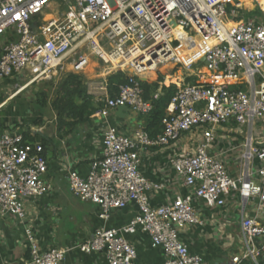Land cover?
Instances as JSON below:
<instances>
[{"label": "built area", "instance_id": "obj_1", "mask_svg": "<svg viewBox=\"0 0 264 264\" xmlns=\"http://www.w3.org/2000/svg\"><path fill=\"white\" fill-rule=\"evenodd\" d=\"M51 9L55 15L46 20L45 11ZM241 10L238 0H0V82L12 73L28 78L14 94L37 82L82 73L93 58L107 74L127 75L112 97L105 82L93 88L103 103L93 116L105 118L111 110L126 107L146 117L153 105L144 99L139 78L172 67L165 78L175 92L160 132L150 136L140 128L124 136L107 126L101 156L90 163L88 173L81 177L68 171L70 193L96 205L100 220H108L112 211L136 208L127 225L96 228L75 250L101 254L107 264H136V248L125 236L139 229L151 248L161 249L162 264H205L201 255L189 251L180 232L201 225L195 201L221 209L236 195L243 249L229 264H264V224L244 213L250 200L258 212L264 211V23L240 18ZM176 29L186 35L185 45L194 53H184ZM199 66L205 75H195ZM176 67L184 70L185 79L173 77ZM193 76L199 81L186 82ZM229 124L243 135L242 144L226 143L224 151H212L224 141L218 129ZM26 132L36 135L0 125V219L24 224L28 264H62L68 250H41L25 223L26 202L52 191L43 147L26 142ZM182 139L190 151H180L169 164L187 193L153 206L150 194L161 185L141 173V154ZM235 151L241 168L233 177L225 155Z\"/></svg>", "mask_w": 264, "mask_h": 264}, {"label": "crops", "instance_id": "obj_2", "mask_svg": "<svg viewBox=\"0 0 264 264\" xmlns=\"http://www.w3.org/2000/svg\"><path fill=\"white\" fill-rule=\"evenodd\" d=\"M246 1L238 0L241 3V11L256 12L257 14L254 15L256 17L249 19L264 23V11L261 10L257 0H251V7L245 5ZM91 63L92 61L87 69ZM96 64L92 68L93 74L97 67L102 68L103 74H100L97 82L90 80L85 82V86L87 94L93 98L94 103H99L98 100L102 95L93 88L100 86L103 82L106 83V78L110 74L104 71L100 63ZM145 78L148 84L155 83L148 77ZM162 87L168 86L165 82H158V88L152 98H157L161 94ZM4 104L1 106L3 107ZM51 114L49 119L41 117L42 122L37 124V127H21L35 132V142L42 145L43 141L44 157L48 164L46 179L52 185V191L47 196L26 202L25 223L32 227L37 246L41 250L45 251L49 248L68 250L62 264H107L103 255L81 254L74 249L75 246L90 238L96 228H121L127 225L135 214L136 208L128 206L123 210L112 211L108 220H100L99 208L96 205L81 202L72 196L67 174L70 170H74L81 177L88 173L90 163L101 156L102 136L107 126L114 127L121 135L132 136L137 129H145L146 117L139 116L130 109L122 114H118L117 110H111L105 118L92 115L87 122L78 126L71 134L59 135L52 110ZM37 117V119L40 118V116ZM7 126V124H2L4 129ZM237 130L235 124L219 128L218 137L224 141L214 145L212 151H224L226 143H230L231 146H240L243 142V135H239ZM190 149L188 142L182 139L172 146L154 147L141 154V173L149 181L161 185L159 191H153L150 194L151 205H163L174 197L187 193L181 178L170 167L169 160L180 151L185 152ZM238 157V151L227 152L225 155V162L233 177L238 175L241 168ZM194 206L201 225L183 229L180 232L182 242L188 246L190 252L201 255L205 264H229L231 257L239 254L243 249L239 233L240 203L238 197L232 195L227 198L225 206L221 209L208 208L202 201H195ZM49 213H51L50 217L55 220H59L65 213L64 227L68 229L61 233L58 232V221L50 220ZM244 213L260 224H264V211L258 212L252 200L246 205ZM23 229L24 224L15 219H0V264H28L30 256ZM229 229L235 232L234 235L232 231L229 232ZM125 237L136 248V264H162L161 249L151 248L148 236L141 230L137 229Z\"/></svg>", "mask_w": 264, "mask_h": 264}, {"label": "trees", "instance_id": "obj_3", "mask_svg": "<svg viewBox=\"0 0 264 264\" xmlns=\"http://www.w3.org/2000/svg\"><path fill=\"white\" fill-rule=\"evenodd\" d=\"M243 1V0H240ZM260 8L264 11V0H257ZM246 6L252 5L251 0L245 2ZM177 38L183 40L185 44L186 35L180 30H175ZM194 45L196 43L194 42ZM185 54H188L187 46L182 48ZM195 49H191L193 51ZM190 79V78H189ZM127 75L123 72L117 71L111 73L106 78V84L109 95L112 97L116 94L118 86L125 84ZM162 81V77L155 83H142L141 86L144 91V99L150 100L153 105L152 112L146 116L145 130L150 136H155L161 130V120L165 116L166 109L171 97L175 92V87L170 85L161 88V94L157 98H152V95L158 88V82ZM51 85V84H48ZM36 103L40 108H44L48 101L47 90H42L36 93ZM51 110L55 115V122L57 132L59 135L71 134L78 126L87 122V120L99 110L103 104L101 102L94 103L93 98L87 94L85 83L82 81L80 75L68 74L59 84L55 90V97L51 102ZM39 121V120H38ZM1 125V124H0ZM2 126V125H1ZM35 136H29V133H24L26 142L33 143ZM42 147H43V141ZM241 264H251L249 260L243 261Z\"/></svg>", "mask_w": 264, "mask_h": 264}, {"label": "rangeland", "instance_id": "obj_4", "mask_svg": "<svg viewBox=\"0 0 264 264\" xmlns=\"http://www.w3.org/2000/svg\"><path fill=\"white\" fill-rule=\"evenodd\" d=\"M54 7V6H53ZM65 8H60V11H64ZM55 9L46 10L45 11V17L47 19H51L52 16L55 15ZM240 18L243 19H249L254 18L257 13H246L244 11H240ZM183 47L185 48L186 45L183 43ZM182 47V48H183ZM188 55L195 52L188 51ZM92 63L89 66L88 69H86L84 72L79 73V75L82 78V81L89 82L90 80H95L97 82L100 78V74H103L102 68L97 67L95 73L93 74L92 68L95 67L99 63L95 59H91ZM68 62V61H67ZM96 64V65H95ZM202 65V64H201ZM165 67V68H164ZM200 68H197L195 75H205V69L199 66ZM171 66H162L158 69L157 72L146 74L145 77H148L149 80L152 82H157L162 77V83L165 82V84H169V80H166L165 75L168 73V71L171 69ZM264 71V69H263ZM173 74L175 78H184L187 75L184 70L180 67H176L173 70ZM68 74L59 76L55 80L51 81H43V82H37L32 84L29 87H26L21 93L18 95L13 96V94L22 87L25 82L28 80L27 77H22L21 74H15L12 73L11 77L8 79H4L0 82V106L3 105V107H0V124H7L8 126L14 125L16 127H37V124L42 122V118L49 119L51 114V102L53 101L55 97V90H57L60 82L67 76ZM94 77V79H92ZM201 77V76H200ZM175 78H170L175 79ZM199 81V78L197 77H190V79H186V82L193 84L194 82ZM51 84V85H48ZM89 84V83H88ZM170 86V85H169ZM42 90H47L48 92V101L47 105L44 108H40L39 105L36 103V93ZM11 98V100H9ZM9 100V101H8ZM7 102V103H6ZM40 116L39 119H37ZM42 117V118H41ZM39 120V121H38ZM48 147V145L46 144ZM49 219L53 222L58 221V232H62L67 230L66 227H64V216L65 213H63V217H61L59 220H55L50 217L51 213L48 214ZM49 224V223H48ZM232 230L229 229V232ZM233 235H234V231ZM237 242V238H235Z\"/></svg>", "mask_w": 264, "mask_h": 264}, {"label": "water", "instance_id": "obj_5", "mask_svg": "<svg viewBox=\"0 0 264 264\" xmlns=\"http://www.w3.org/2000/svg\"><path fill=\"white\" fill-rule=\"evenodd\" d=\"M140 79V81L142 82V83H144V82H146L147 81V79L145 78V77H140L139 78ZM125 112H127V108L126 107H121V108H118L117 109V113L118 114H122V113H125Z\"/></svg>", "mask_w": 264, "mask_h": 264}, {"label": "bare ground", "instance_id": "obj_6", "mask_svg": "<svg viewBox=\"0 0 264 264\" xmlns=\"http://www.w3.org/2000/svg\"><path fill=\"white\" fill-rule=\"evenodd\" d=\"M45 19H46V17H45ZM47 20H48V19H47ZM194 41H196V42H197V41H198V38H195V39H194ZM164 68H165V67H164ZM147 73H153V72H151V71H150V72H147ZM147 73H146V74H147ZM21 90H22V89H21ZM21 90H19L17 93H20V92H21ZM22 91H23V90H22Z\"/></svg>", "mask_w": 264, "mask_h": 264}]
</instances>
